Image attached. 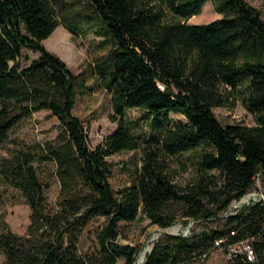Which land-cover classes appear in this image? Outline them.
I'll return each instance as SVG.
<instances>
[{
  "label": "trees",
  "instance_id": "obj_1",
  "mask_svg": "<svg viewBox=\"0 0 264 264\" xmlns=\"http://www.w3.org/2000/svg\"><path fill=\"white\" fill-rule=\"evenodd\" d=\"M101 21V34L114 42L111 56L92 65L97 84L112 96L117 124L96 148L86 126L74 114L77 89L88 86L86 71L75 73L44 40L57 29L52 0H0V146L24 118L41 110L60 121L55 140L37 143L11 157H0V177L20 189L31 207L25 235L8 225L0 229L5 264H135L138 245L119 242L122 223L141 214L162 228L174 225V202L195 219H210L240 200L264 176V16L247 0H89ZM211 1L221 18L191 24ZM264 8V0H263ZM74 33V29L67 23ZM24 49L40 52L23 64ZM243 101L256 125H227L214 108L229 104L244 80ZM154 116L182 112L188 121L149 143L136 136L127 110ZM206 148L198 178L175 182L173 157ZM139 150L142 166L132 185L116 192L108 158ZM55 162L60 191L50 209L46 185L36 164ZM96 252H84L82 238L94 218ZM7 224V223H6ZM235 231V235H232ZM251 239L255 261L239 255L229 264H264V204L253 202L227 217L222 228L158 240L145 264H182L209 255L217 239ZM227 243H225L226 245Z\"/></svg>",
  "mask_w": 264,
  "mask_h": 264
},
{
  "label": "rangeland",
  "instance_id": "obj_2",
  "mask_svg": "<svg viewBox=\"0 0 264 264\" xmlns=\"http://www.w3.org/2000/svg\"><path fill=\"white\" fill-rule=\"evenodd\" d=\"M257 7L264 16L263 0H247ZM57 9L61 25L58 32L53 33L48 39L53 50L58 54L75 73L86 71L88 86L77 89V100L74 114L81 118L86 126L89 142L96 148L112 133L117 124L110 119L114 112L112 96L97 84L92 65L111 56L115 50L114 42L101 34V21L94 12L89 0H52ZM211 1H206L200 14L189 19L191 24L209 23L219 18ZM69 24L74 33L66 27ZM62 31L64 33L62 34ZM69 31V32H68ZM57 38V39H55ZM46 39V40H48ZM54 39V42H52ZM57 40V42H56ZM56 42V43H55ZM61 42V43H60ZM24 65H29L34 59L41 56L40 52L24 49ZM249 92V82L244 80L239 91L232 94L231 100L235 105L229 104L214 108V111L224 126L227 125H256L255 115L244 104V97ZM126 120L132 132L143 143H149L153 135H163L181 122H187V117L180 111L164 112L154 116L146 110L130 108L127 110ZM60 121L52 116L51 111L41 110L21 120L9 133L4 144L0 146V157H11L21 149L37 143H46L55 140L60 132ZM208 148L206 144L183 152L173 157L172 168L175 171V182L181 187L191 185L198 178V162L202 152ZM142 153L139 150L123 151L108 158L113 174L111 183L118 193L137 179L142 166ZM37 172L45 183L50 209L56 208V201L60 191V181L56 175L55 162L49 161L36 164ZM264 192V176L259 175L251 191L240 200H234L230 206L221 211L218 216L210 219H195L188 214V207L179 202L170 206L169 212L175 215L174 225L162 228L153 224L149 218L141 214L136 220L122 223L119 242L123 244L138 245L141 251L144 248L152 250L158 240L167 236L166 232L186 233L187 236L202 233L212 228H222L229 215L235 214L246 207L247 201L254 198L256 193ZM245 198H248L245 200ZM251 203L252 200H251ZM250 203V204H251ZM249 204V205H250ZM239 207L235 208L234 206ZM32 210L23 192L7 183L0 177V229L8 225L15 233L25 235L30 224ZM7 223V224H6ZM104 223L103 217L92 219L85 235L82 238V251L96 252V229ZM140 253L138 260L141 258ZM6 256L0 252V264H5ZM137 260V261H138ZM116 264H126V260L119 258ZM182 264H229L227 253L224 250L212 251L207 257L199 256Z\"/></svg>",
  "mask_w": 264,
  "mask_h": 264
},
{
  "label": "built area",
  "instance_id": "obj_3",
  "mask_svg": "<svg viewBox=\"0 0 264 264\" xmlns=\"http://www.w3.org/2000/svg\"><path fill=\"white\" fill-rule=\"evenodd\" d=\"M260 174L261 173H259V175ZM259 175H257L256 180L259 178ZM251 200L254 203L262 202L264 204V192L256 193L254 198H252ZM231 234L235 235V231H232ZM225 243L227 244L225 245ZM216 250L226 251L228 259H232L239 255L245 256L249 261H255L256 259V252L251 239H244L237 242H227L225 238L217 239L215 241V246L212 251ZM205 257H207V255L203 256V258Z\"/></svg>",
  "mask_w": 264,
  "mask_h": 264
},
{
  "label": "water",
  "instance_id": "obj_4",
  "mask_svg": "<svg viewBox=\"0 0 264 264\" xmlns=\"http://www.w3.org/2000/svg\"><path fill=\"white\" fill-rule=\"evenodd\" d=\"M255 200V199H254ZM250 204V200L247 201V203L245 204L246 206H248ZM235 208L239 207L238 205H235L234 206ZM169 228V227H168ZM166 234H169V235H176V236H186V233H182V234H179V233H172V232H166ZM153 249V248H152ZM150 251L146 248L143 249V251H141L140 253V257H142V261H141V264H145L146 261H147V255ZM137 264V262L135 263Z\"/></svg>",
  "mask_w": 264,
  "mask_h": 264
},
{
  "label": "crops",
  "instance_id": "obj_5",
  "mask_svg": "<svg viewBox=\"0 0 264 264\" xmlns=\"http://www.w3.org/2000/svg\"><path fill=\"white\" fill-rule=\"evenodd\" d=\"M219 16H220L219 18H221V17H222V15H221V14H219ZM219 18H218V19H219ZM61 26L64 28V30H66V29H65V26H63V25H59V26L57 27V29L55 30V32H54V33L58 32V29H61V28H60ZM68 32H69V31H68ZM63 33H64V31H62V34H63ZM56 34H57V33H56ZM55 39H57V38H55ZM50 40H51V39L44 40V42H43V43H44V45H45V46H48L50 49H52V50H53L54 48H53V46L51 45V42H50V43H48Z\"/></svg>",
  "mask_w": 264,
  "mask_h": 264
},
{
  "label": "bare ground",
  "instance_id": "obj_6",
  "mask_svg": "<svg viewBox=\"0 0 264 264\" xmlns=\"http://www.w3.org/2000/svg\"><path fill=\"white\" fill-rule=\"evenodd\" d=\"M52 42H54V39H52ZM56 42H57V40H56ZM55 42V43H56ZM61 43V42H60ZM51 45H53L52 43H51ZM248 198H245V200H247ZM141 261H142V257L137 261V264H141Z\"/></svg>",
  "mask_w": 264,
  "mask_h": 264
}]
</instances>
